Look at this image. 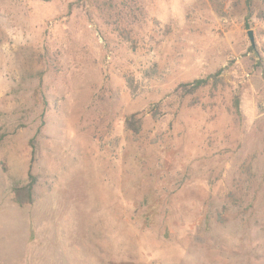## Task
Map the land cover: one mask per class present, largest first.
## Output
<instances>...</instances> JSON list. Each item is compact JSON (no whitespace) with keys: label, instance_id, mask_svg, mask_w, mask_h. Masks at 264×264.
I'll return each mask as SVG.
<instances>
[{"label":"rangeland","instance_id":"1","mask_svg":"<svg viewBox=\"0 0 264 264\" xmlns=\"http://www.w3.org/2000/svg\"><path fill=\"white\" fill-rule=\"evenodd\" d=\"M0 264H264V0H0Z\"/></svg>","mask_w":264,"mask_h":264},{"label":"trees","instance_id":"2","mask_svg":"<svg viewBox=\"0 0 264 264\" xmlns=\"http://www.w3.org/2000/svg\"><path fill=\"white\" fill-rule=\"evenodd\" d=\"M252 50V49H250ZM207 80H197L195 81L192 86H190V90H188L189 93H193L200 88L204 87L207 84ZM180 88L187 90V86L182 85ZM127 126L129 128L135 129V122L134 118L131 120H128ZM31 149H32V156L33 158L36 155V149L34 146V141L31 142ZM37 184V179L35 176H33L31 173L28 176V181L26 184L22 186H15L13 188L14 193V201L16 204H18L20 207L32 204L35 199V187Z\"/></svg>","mask_w":264,"mask_h":264},{"label":"water","instance_id":"3","mask_svg":"<svg viewBox=\"0 0 264 264\" xmlns=\"http://www.w3.org/2000/svg\"><path fill=\"white\" fill-rule=\"evenodd\" d=\"M248 38L252 47H254V38H253V33L251 31L248 32Z\"/></svg>","mask_w":264,"mask_h":264}]
</instances>
